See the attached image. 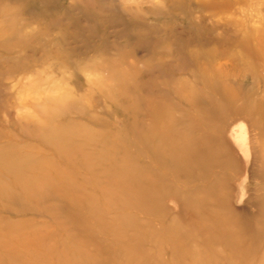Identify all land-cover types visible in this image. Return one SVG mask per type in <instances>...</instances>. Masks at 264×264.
I'll list each match as a JSON object with an SVG mask.
<instances>
[{
	"label": "rangeland",
	"instance_id": "1",
	"mask_svg": "<svg viewBox=\"0 0 264 264\" xmlns=\"http://www.w3.org/2000/svg\"><path fill=\"white\" fill-rule=\"evenodd\" d=\"M0 264H264V0H0Z\"/></svg>",
	"mask_w": 264,
	"mask_h": 264
},
{
	"label": "bare ground",
	"instance_id": "2",
	"mask_svg": "<svg viewBox=\"0 0 264 264\" xmlns=\"http://www.w3.org/2000/svg\"><path fill=\"white\" fill-rule=\"evenodd\" d=\"M244 129V128H243ZM241 132V131H240ZM242 133V132H241ZM244 136V135H243ZM246 136V135H245ZM247 144H249V142H246V146H248ZM244 146V145H243ZM249 147V146H248ZM242 149H243V147H242ZM247 148L245 147V149L244 150H246ZM249 149H250V147H249ZM248 150V149H247ZM251 151V150H250ZM246 152V151H245ZM247 155V154H246Z\"/></svg>",
	"mask_w": 264,
	"mask_h": 264
}]
</instances>
